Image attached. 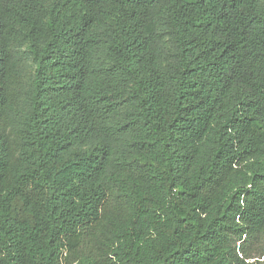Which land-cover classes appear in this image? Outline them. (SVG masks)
Here are the masks:
<instances>
[{"label": "trees", "instance_id": "16d2710c", "mask_svg": "<svg viewBox=\"0 0 264 264\" xmlns=\"http://www.w3.org/2000/svg\"><path fill=\"white\" fill-rule=\"evenodd\" d=\"M0 264H264V0H0Z\"/></svg>", "mask_w": 264, "mask_h": 264}, {"label": "rangeland", "instance_id": "374dc122", "mask_svg": "<svg viewBox=\"0 0 264 264\" xmlns=\"http://www.w3.org/2000/svg\"><path fill=\"white\" fill-rule=\"evenodd\" d=\"M259 260H261V258Z\"/></svg>", "mask_w": 264, "mask_h": 264}]
</instances>
